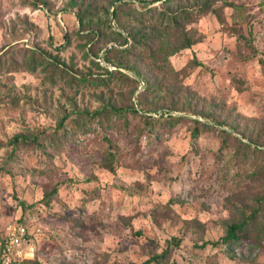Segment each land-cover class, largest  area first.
Segmentation results:
<instances>
[{"label": "rangeland", "instance_id": "1", "mask_svg": "<svg viewBox=\"0 0 264 264\" xmlns=\"http://www.w3.org/2000/svg\"><path fill=\"white\" fill-rule=\"evenodd\" d=\"M118 2L0 0V231L27 225L39 264H130L169 244L165 263L264 264V238L211 242L264 195V0L139 2L211 7L170 57L181 73L142 91L150 73L96 59L127 45Z\"/></svg>", "mask_w": 264, "mask_h": 264}, {"label": "trees", "instance_id": "2", "mask_svg": "<svg viewBox=\"0 0 264 264\" xmlns=\"http://www.w3.org/2000/svg\"><path fill=\"white\" fill-rule=\"evenodd\" d=\"M145 0H119L114 5L111 13L114 18V23L121 30L110 27L115 33L121 35L124 38V44L122 47H115L111 45L107 47L103 52H98L96 57L98 63L102 64H117L112 66L118 71H122L121 68L134 69V73H150L152 76L151 82L147 83V80L140 76L138 78V88L142 91L145 87L153 89L159 83H162L165 78H160V73H181L182 69L176 68L172 61L171 55L177 53L183 48L191 47L196 42L202 39L201 35H198L196 31H193L192 27H187V24L196 21L201 13H205L210 10V5L200 4L194 7L189 6H169L164 8H158L156 5L150 7L149 13H146L137 4ZM90 6L87 7L89 9ZM212 10L217 11L216 7ZM86 12V11H85ZM127 15L128 20H124V15ZM81 18V13H79ZM111 22V21H109ZM41 55L38 53L32 55L30 59L24 62L26 67L30 69H36L37 65L42 61ZM136 58V59H135ZM194 63L202 64L197 57L193 59ZM21 63L17 60L13 61L12 68H18ZM124 71V70H123ZM126 73V72H125ZM136 110L147 115L158 116L159 112L151 109H146L138 101L135 106ZM170 113H174L169 110ZM165 112V111H164ZM167 113V112H165ZM196 117L198 121H205ZM194 134H197V127H195ZM224 129V128H222ZM199 131V130H198ZM16 137L19 138L18 135ZM264 167H262L263 169ZM56 190L54 187L46 194L49 197L52 192ZM260 196L257 199V204L244 214L239 221L229 224L227 232L219 239L211 241L213 244H218L220 241L226 243H232L235 240L251 238L256 242H261L264 238V223L259 232L253 231V224L257 219L259 212L262 209V199ZM176 244H180L181 239L176 238ZM171 245H167L161 252H157L152 256H149L143 261L132 262L130 264H174L165 263V259L170 255ZM30 261L35 264H39L35 254L32 258L24 259L23 264H27ZM62 264H77L75 262L66 261Z\"/></svg>", "mask_w": 264, "mask_h": 264}, {"label": "built area", "instance_id": "3", "mask_svg": "<svg viewBox=\"0 0 264 264\" xmlns=\"http://www.w3.org/2000/svg\"><path fill=\"white\" fill-rule=\"evenodd\" d=\"M35 254L31 233L22 222H13L0 231V264H23Z\"/></svg>", "mask_w": 264, "mask_h": 264}]
</instances>
